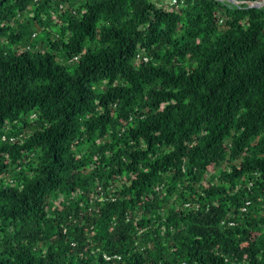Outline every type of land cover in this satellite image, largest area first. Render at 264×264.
I'll list each match as a JSON object with an SVG mask.
<instances>
[{"label": "trees", "instance_id": "trees-1", "mask_svg": "<svg viewBox=\"0 0 264 264\" xmlns=\"http://www.w3.org/2000/svg\"><path fill=\"white\" fill-rule=\"evenodd\" d=\"M256 1L0 0V264H264Z\"/></svg>", "mask_w": 264, "mask_h": 264}, {"label": "built area", "instance_id": "built-area-1", "mask_svg": "<svg viewBox=\"0 0 264 264\" xmlns=\"http://www.w3.org/2000/svg\"><path fill=\"white\" fill-rule=\"evenodd\" d=\"M184 0H170L169 5L171 6H175L178 7L180 3H183ZM3 140H5V137L2 138ZM15 138H11L10 140H14ZM248 204V203H247ZM246 204V205H247ZM243 210H245V208H243Z\"/></svg>", "mask_w": 264, "mask_h": 264}, {"label": "water", "instance_id": "water-1", "mask_svg": "<svg viewBox=\"0 0 264 264\" xmlns=\"http://www.w3.org/2000/svg\"><path fill=\"white\" fill-rule=\"evenodd\" d=\"M230 1H232V0H230ZM263 4H264V0H258L256 2H254L253 4H251L250 6L251 7H259V6L263 5Z\"/></svg>", "mask_w": 264, "mask_h": 264}, {"label": "rangeland", "instance_id": "rangeland-1", "mask_svg": "<svg viewBox=\"0 0 264 264\" xmlns=\"http://www.w3.org/2000/svg\"><path fill=\"white\" fill-rule=\"evenodd\" d=\"M163 2H166V3H168V2H170V0H162Z\"/></svg>", "mask_w": 264, "mask_h": 264}]
</instances>
